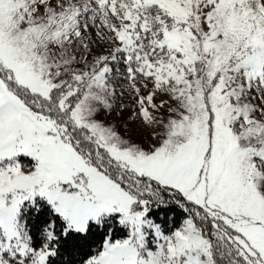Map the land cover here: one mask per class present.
I'll return each mask as SVG.
<instances>
[{
	"label": "snow or ice",
	"instance_id": "1",
	"mask_svg": "<svg viewBox=\"0 0 264 264\" xmlns=\"http://www.w3.org/2000/svg\"><path fill=\"white\" fill-rule=\"evenodd\" d=\"M0 264H264V0H0Z\"/></svg>",
	"mask_w": 264,
	"mask_h": 264
}]
</instances>
